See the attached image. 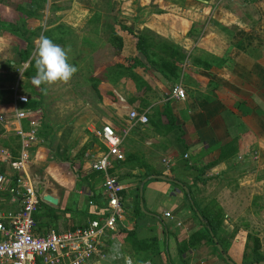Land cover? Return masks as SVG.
Returning a JSON list of instances; mask_svg holds the SVG:
<instances>
[{
    "label": "crops",
    "instance_id": "0c3cea01",
    "mask_svg": "<svg viewBox=\"0 0 264 264\" xmlns=\"http://www.w3.org/2000/svg\"><path fill=\"white\" fill-rule=\"evenodd\" d=\"M141 1L152 10L150 0ZM153 3L164 11L139 20L118 18L137 35H147L149 56L142 52L135 55L144 66L134 70L127 61L119 66L111 60L92 75L99 84L95 100L89 104L91 122L86 127L99 144L93 142L87 154L91 169L81 171L83 175L97 174L90 181L96 194L100 193V201L87 200L85 191H93L85 186L87 180L82 183L85 187L79 188L78 170L77 187L68 191V196L51 193L59 197L62 208L72 211L63 212L67 216L62 218L63 228H51L68 230L67 225L78 227L100 217L108 200L104 188L108 173L122 185L123 216L117 231L102 236L99 253L87 264H117L126 258L134 264V255L141 258L135 264L153 259L156 262L157 258L160 264H168L169 259L173 264H225L219 263L221 258L213 250L207 252V241L192 243L194 232L201 226L194 217L195 211L200 214L198 208H193L194 203L208 214L216 213L217 221L222 223L215 236L232 260L243 264L234 251L246 245L252 231L244 216L250 205L254 207L260 182L241 167L250 164L259 169L263 155L257 147L243 148L242 136L252 131L259 140L264 136V0ZM146 28L161 44L151 42L153 38ZM122 52L128 51L124 53L123 47ZM177 85L185 89V98L173 95ZM11 88L13 113L7 116L13 118L15 91L25 89L19 83ZM132 110L146 114L148 123H135L130 118ZM25 121H13L5 133L11 134L12 125L25 128ZM104 125H111L121 136L120 149L125 155L122 160L112 158L107 172L92 167L93 161L108 150L99 136ZM44 142L33 147V154ZM228 146L229 154L220 158L222 148ZM11 169L5 163L4 172L13 173ZM40 190L49 193L43 182ZM138 194L146 214L141 219L135 211ZM210 202L212 209L208 208ZM19 208L20 201L0 189V209ZM133 230L138 232L136 239L123 235ZM254 235L262 242L261 234ZM153 238L159 241L161 251L148 259L144 257L146 252L137 248L143 249L146 243L150 246ZM180 245L186 254L179 252Z\"/></svg>",
    "mask_w": 264,
    "mask_h": 264
},
{
    "label": "rangeland",
    "instance_id": "374dc122",
    "mask_svg": "<svg viewBox=\"0 0 264 264\" xmlns=\"http://www.w3.org/2000/svg\"><path fill=\"white\" fill-rule=\"evenodd\" d=\"M27 1L0 0V21L18 20L20 12L17 8ZM150 1L153 5L152 10L146 8L147 5L141 0H112L111 6L108 5V0H45L29 21L31 27L29 34H32L29 43L30 54L28 61L21 64L19 50L27 44V41L24 35H14L9 31L6 27L7 22H0V115L13 113L11 87L16 84L19 83V87L28 89L35 95L39 90H43L42 115L40 116L43 127L40 131L45 142L35 149L31 170L40 177L47 192H56L62 197L68 196V191L75 190L77 187L79 168L91 169L89 166L91 158L88 156L92 151L90 146L93 142L99 144L86 127L91 122L89 104L94 102L97 89L93 84L92 75L103 69L104 63H110L111 60L115 63L113 56L111 54L108 56L111 32L114 27L119 29L124 37V53L128 51L126 55L129 56L139 54L137 34L132 29L133 32L130 33L120 28L127 25L121 23L118 18L124 21H129L126 19H132V17L139 20L142 17L148 18L152 14L160 13V10L164 11L158 3H153L156 0ZM144 30L151 32L147 28ZM147 34L153 38L151 42L155 46L161 44L160 39L152 33L147 32ZM40 36H47L55 44L64 48L67 51V62L78 69L67 83L58 81L51 85L41 84L37 87L32 83L30 73L24 75L30 62L35 60L37 40ZM95 82L99 84L98 80ZM25 124V128H28V121H25ZM11 129V134L7 132L3 134L0 144L9 150L17 151L19 138L15 125H12ZM2 132L4 128L0 124V134ZM256 135L252 131L242 136L245 140L243 148L257 147L263 151L259 169H257L258 166L250 164L241 167L245 174L256 176L257 181L260 182L254 207L253 204L250 205L247 215L244 216L248 229L252 231L248 233L246 245L234 251L240 259L242 258L243 264L251 259L252 248L257 239H260L254 234H261L260 251L264 253V136H261L259 140ZM7 164L11 167L12 162ZM98 180V178L94 179L96 182ZM56 207L62 208V205L59 204ZM213 207V202H210L208 208ZM66 217L63 212H60L57 220H51V225L63 228ZM208 245L210 249L207 252L213 250L215 254H218L211 243L208 242ZM136 256L134 255V264L141 261L140 255ZM173 259L177 261L175 255ZM127 261L126 258L117 264H127ZM221 262L220 259L219 263ZM160 263V259L157 258L156 262L153 259L152 262L143 261L140 264Z\"/></svg>",
    "mask_w": 264,
    "mask_h": 264
},
{
    "label": "built area",
    "instance_id": "2783aa9c",
    "mask_svg": "<svg viewBox=\"0 0 264 264\" xmlns=\"http://www.w3.org/2000/svg\"><path fill=\"white\" fill-rule=\"evenodd\" d=\"M172 93L177 98L186 97L185 89L179 85L173 87ZM31 98L30 93L16 90L13 118L0 115V124L4 129L15 120H28L29 123L27 130L22 125L16 128L21 145L16 158L11 150L0 144V155L6 163L12 162L13 171L10 173L13 175L0 172V189L20 201L18 211L0 209V264H87L99 253L102 236L107 231L118 229V220L123 216L122 185L116 177L107 173L104 188L108 200L100 217L74 229L50 228L47 232L41 231L34 215L43 200L39 192L42 181L32 172L31 163L33 147L44 139L39 134L40 122L35 117L38 111L24 105ZM130 118L135 123L146 124L149 121L146 114L136 110L130 112ZM4 133L0 134V139ZM99 136L105 140L108 150L93 161L92 167L107 172L112 158H125L120 149L122 138L111 125H104ZM165 162L169 166L170 161Z\"/></svg>",
    "mask_w": 264,
    "mask_h": 264
},
{
    "label": "trees",
    "instance_id": "16d2710c",
    "mask_svg": "<svg viewBox=\"0 0 264 264\" xmlns=\"http://www.w3.org/2000/svg\"><path fill=\"white\" fill-rule=\"evenodd\" d=\"M45 0H28L27 2L20 4L17 8V10H19L20 15L18 20L12 22V21H0L2 23L7 22V29H9V31H11L14 35H24V39L27 41V44L21 48L19 50V54H20V64L22 62H27L29 59V54H30V46L29 43L32 39V34L30 35L29 33L31 32V27L29 26V21L30 19L37 13V10L39 9L40 5L44 2ZM108 5L111 6L112 4V0H108ZM124 28L126 29L128 32L132 33L133 31L131 29H129L127 26H120V28ZM47 37V36H46ZM137 50H139L140 52H142L144 55H146L147 57L148 52H147V45H145L146 40H147V35L146 34H140L137 35ZM111 46H110V51L108 52V56H110V54L113 56V58L115 59V63L117 65H126V61L128 62V66L129 67H133L134 70H137L140 67H143L144 64H142V61L136 57V56H129L126 54H123L122 52V48L124 46V37L119 33V29H117L116 27H114L112 29L111 32ZM114 53L116 55H114ZM114 63V62H112ZM19 64V65H20ZM105 64V63H104ZM10 66H12V64H10ZM31 74L32 78L36 75V68H35V60L33 59L30 62V65L27 67V69L24 72L25 74ZM93 84L95 85V87L97 88V83L94 81ZM28 90V89H25ZM12 94H13V89H11ZM28 93H30L32 95V98L30 100V102L28 104H24L34 110H37L38 112L36 113L35 117L37 118V120L39 122H41V125L39 127V134L40 136L43 138L42 134H41V129L43 127V121H41L40 116L42 115V103H43V90H39L35 95L33 92L31 91H27ZM249 110L245 111L248 112ZM3 130V129H2ZM19 138V137H18ZM44 139V138H43ZM45 140V139H44ZM20 142H18L17 144V151H12V155L14 158H16V156L14 155H19V149L20 148ZM237 150V149H236ZM236 150H234V152H236ZM233 152V153H234ZM229 154V146L228 147H224L222 148L221 151V155L220 158H226V156ZM5 159L0 155V172H4L5 171ZM79 173H80V180H79V188H81L82 186L85 187L87 186L89 188V191H93L92 194H89L87 191H85V194L87 197V200H90L91 198H95L96 202L99 203L101 195L96 194V192L93 190V187L91 185V181L90 179H92L93 177H95V175L97 174H87V175H83L84 171H81V168H79ZM88 181V184L84 186V184L82 185L83 181ZM85 183V182H84ZM140 196L138 194V200H139ZM78 202V198L75 199V203ZM193 208L197 209L200 211V214H198L196 211L194 212V217L200 222V227L199 229L194 232L193 234V238H192V243L195 244L197 241H207L209 243H211L214 248L216 249L217 253L219 254L221 260L225 263V264H229L226 259L221 255V253L218 250V247L212 237V232L218 236V229L221 227V221L218 220L215 215H211L208 214L206 212L203 211V209H201L197 203L193 204ZM71 208H57L52 206L51 204L47 203L46 201L42 200L39 204V208L35 213V218L36 221L38 223V227L41 231L47 232L51 227H53L51 224V220H57L59 218V213L60 212H70ZM136 214L139 215L138 219H141L144 217L145 212L142 210L141 206H140V200L135 208ZM72 212V211H71ZM76 228V225H67V229H74ZM137 230H133L131 232H124L123 235H126V237L129 238H137ZM143 244V242H142ZM141 244V245H142ZM145 245V247L142 248H137L139 249V251H144L146 252L144 257L145 258H153L154 254L159 253L160 250V243L156 238H153L151 240V243L149 244L150 246H148V243L143 244ZM151 250V251H150ZM226 251V250H225ZM167 252V250H166ZM179 252L181 254H186L185 248L184 246L180 245L179 246ZM168 253V252H167ZM261 260H264V253L260 251V241L257 239V242L255 243L254 247L252 248V254H251V259L248 262H245L244 264H253L254 262H259ZM184 262L186 263V261L184 260ZM168 264H173V261H171L170 259L168 260Z\"/></svg>",
    "mask_w": 264,
    "mask_h": 264
},
{
    "label": "clouds",
    "instance_id": "9594fccd",
    "mask_svg": "<svg viewBox=\"0 0 264 264\" xmlns=\"http://www.w3.org/2000/svg\"><path fill=\"white\" fill-rule=\"evenodd\" d=\"M67 61V51L64 48L55 44L50 38L40 36L37 40L35 55L36 75L32 78V83L37 87L41 84L51 85L58 81L67 83L78 71ZM127 264H133L132 260L128 259Z\"/></svg>",
    "mask_w": 264,
    "mask_h": 264
},
{
    "label": "water",
    "instance_id": "95a60500",
    "mask_svg": "<svg viewBox=\"0 0 264 264\" xmlns=\"http://www.w3.org/2000/svg\"><path fill=\"white\" fill-rule=\"evenodd\" d=\"M142 188H143V184L141 185V193H142ZM40 193L42 194V197L45 201L53 204V205H58L60 202L59 197L51 194V193H45L43 190H40ZM142 206H144V203L142 202ZM212 237L219 249V252L221 253V255L226 259V261L229 264H236L232 258L226 253L224 247L221 245V243L219 242V240L217 239V237L215 236V234L212 232ZM253 264H264V260H261L259 262H254Z\"/></svg>",
    "mask_w": 264,
    "mask_h": 264
}]
</instances>
